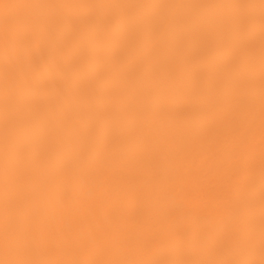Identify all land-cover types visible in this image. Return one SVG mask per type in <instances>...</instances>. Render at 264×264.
Listing matches in <instances>:
<instances>
[{
	"label": "bare ground",
	"instance_id": "obj_1",
	"mask_svg": "<svg viewBox=\"0 0 264 264\" xmlns=\"http://www.w3.org/2000/svg\"><path fill=\"white\" fill-rule=\"evenodd\" d=\"M0 264H264V0H0Z\"/></svg>",
	"mask_w": 264,
	"mask_h": 264
}]
</instances>
